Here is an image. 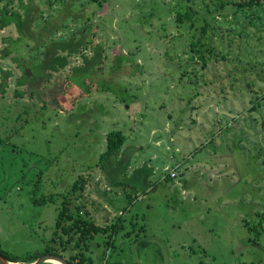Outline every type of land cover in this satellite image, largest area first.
I'll return each mask as SVG.
<instances>
[{
  "label": "rangeland",
  "instance_id": "1",
  "mask_svg": "<svg viewBox=\"0 0 264 264\" xmlns=\"http://www.w3.org/2000/svg\"><path fill=\"white\" fill-rule=\"evenodd\" d=\"M49 1L32 3L64 21L52 40L89 17L106 57L92 75L74 71L81 55L43 70L50 39L16 42L0 22V249L42 253L67 196L98 224L122 215L105 258L104 236L92 240L94 264H264V9L217 13L211 54L191 51L178 0H73L75 19ZM113 130L127 141L101 160Z\"/></svg>",
  "mask_w": 264,
  "mask_h": 264
},
{
  "label": "trees",
  "instance_id": "2",
  "mask_svg": "<svg viewBox=\"0 0 264 264\" xmlns=\"http://www.w3.org/2000/svg\"><path fill=\"white\" fill-rule=\"evenodd\" d=\"M92 1L102 6L100 0ZM190 1L191 0H178L177 4L174 5L172 9L176 21L179 24L178 27H182L189 23L190 28H192V30H189L190 34L188 35L191 51H198V47H204L208 48L211 54L215 53V49L208 43L207 33L210 31V27L213 25L217 13L224 12L227 6L231 5L234 8L235 14H237L238 11H243L247 16L253 18L256 16V12L264 9V0H210V2L206 4V7L203 8L187 3ZM49 3L61 5L62 11H64L66 13L65 15L68 17L73 14L71 17L75 19L77 16L76 10H72L74 4L73 0H51ZM21 7L23 9L22 12L12 11L8 3H6L0 10V22L3 27L12 23L16 25L19 33L16 42H25L26 39H34L39 42L37 45L39 47L41 44H44L43 42L46 38L50 39V46L47 47V52H45L46 58L40 64V68L43 70L58 71L59 68L68 66L69 57L75 55H81L82 58L81 66L74 67V71L76 72L78 71L81 73L86 71L88 74L90 72V75H92L97 67L102 68V63L106 57L104 54V46L101 43H94V30L92 25L88 24L90 21L89 17L83 20L85 22L84 27L75 31L76 33L70 34L65 39L57 38L52 40L51 35H53L55 31L65 27V25H63L64 21L63 24L61 23V26L57 22L54 23L52 16L44 18L43 16L46 14L44 10H36L40 11V13H36V11H34L36 7L32 3V0H27V3H21ZM42 19L45 23L42 30L47 31V34L32 29L35 25H38V21ZM212 33L216 34L215 31ZM26 44L29 45V42L26 41ZM89 49L92 53L88 52ZM122 57V55H118L117 61L120 62ZM202 58L204 65L207 64V59L205 60L203 56ZM224 58L225 56L223 54L222 59ZM126 141L127 136L122 130H113L109 132L108 147L107 150L102 153L101 160L109 154L118 151ZM172 172L176 173V175L172 176ZM176 176L177 171L173 168L167 177L174 179ZM82 181L83 179H78L74 182L72 193L83 189ZM76 202L77 201H72V199L67 196L63 199L62 206L59 208L55 231L50 239L52 245H47L42 253L15 255L1 249L0 253L10 261L28 264L34 262L44 253L62 255L68 260L69 264H94L92 258L88 254L89 246L95 235L101 234L104 236L103 243L106 246V251H104L105 253L103 255L105 258V254H108V249L114 245L119 230L124 228L122 215L119 216L116 222L98 224L91 216L89 217L87 210L86 213L83 212L81 203ZM73 207H75L76 211L73 210ZM127 234H129V232H127ZM43 264L54 263L46 262ZM104 264L123 263L111 260L110 262L105 261Z\"/></svg>",
  "mask_w": 264,
  "mask_h": 264
},
{
  "label": "water",
  "instance_id": "3",
  "mask_svg": "<svg viewBox=\"0 0 264 264\" xmlns=\"http://www.w3.org/2000/svg\"><path fill=\"white\" fill-rule=\"evenodd\" d=\"M56 261L61 262L62 264H69L68 260L62 256L52 253H44L40 255L34 262L31 264H43L46 262H51L54 264H58ZM18 264L17 262L10 261L8 258H6L2 253H0V264Z\"/></svg>",
  "mask_w": 264,
  "mask_h": 264
},
{
  "label": "crops",
  "instance_id": "4",
  "mask_svg": "<svg viewBox=\"0 0 264 264\" xmlns=\"http://www.w3.org/2000/svg\"><path fill=\"white\" fill-rule=\"evenodd\" d=\"M174 169L177 171V168L176 167H174ZM177 175H179V172L177 171ZM175 178H177V176L175 177ZM212 179V178H211ZM90 216V215H89ZM92 217V216H91ZM93 218V217H92ZM94 219V218H93ZM89 251H91V248H89ZM109 251H110V248L108 249V253H109ZM108 255V254H107ZM106 255V256H107ZM18 264H28V263H23V262H17Z\"/></svg>",
  "mask_w": 264,
  "mask_h": 264
},
{
  "label": "bare ground",
  "instance_id": "5",
  "mask_svg": "<svg viewBox=\"0 0 264 264\" xmlns=\"http://www.w3.org/2000/svg\"><path fill=\"white\" fill-rule=\"evenodd\" d=\"M58 264H62L61 262H59V261H56ZM14 264H16V263H14Z\"/></svg>",
  "mask_w": 264,
  "mask_h": 264
},
{
  "label": "built area",
  "instance_id": "6",
  "mask_svg": "<svg viewBox=\"0 0 264 264\" xmlns=\"http://www.w3.org/2000/svg\"><path fill=\"white\" fill-rule=\"evenodd\" d=\"M175 175H176V173L172 172V176H175Z\"/></svg>",
  "mask_w": 264,
  "mask_h": 264
}]
</instances>
